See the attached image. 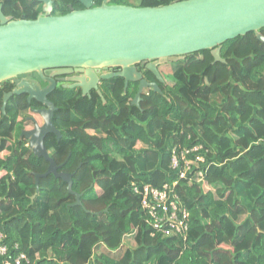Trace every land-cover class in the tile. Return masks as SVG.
I'll return each mask as SVG.
<instances>
[{
  "label": "trees",
  "instance_id": "trees-1",
  "mask_svg": "<svg viewBox=\"0 0 264 264\" xmlns=\"http://www.w3.org/2000/svg\"><path fill=\"white\" fill-rule=\"evenodd\" d=\"M174 1L139 0L138 7ZM52 2L53 16L81 8L76 0ZM0 6L13 20L40 13L32 0ZM220 58L225 64L202 51L172 65L171 86L157 83L162 95L144 90L138 108L131 105L136 90L123 92L121 81L101 90L104 103L96 94L51 99L60 138L47 137L44 147L58 172L72 174L81 207H69L74 196L52 175L36 192L34 175L48 164L18 140L23 109L0 110V154L7 152L0 157V232L10 250L0 264L22 254L23 264H264V45L249 33L223 44ZM196 143L210 150V191L177 180L189 214L187 240L151 238L132 188L174 181L171 148Z\"/></svg>",
  "mask_w": 264,
  "mask_h": 264
},
{
  "label": "water",
  "instance_id": "water-1",
  "mask_svg": "<svg viewBox=\"0 0 264 264\" xmlns=\"http://www.w3.org/2000/svg\"><path fill=\"white\" fill-rule=\"evenodd\" d=\"M41 4L35 20H13L2 14L0 6V84L17 77L36 73L47 86L32 88L25 79L2 99V112L8 100L15 96H27V102L35 101L43 108L37 110L43 120L33 130L21 131L19 139L28 143L35 158L47 164L44 174L34 175L36 192L41 178L52 175L67 185V192L75 202L69 207H81L80 195L71 190L72 174L58 172L57 166L44 147L47 136L56 140L60 132L52 125L57 111L46 98L54 89V82L45 78L44 71L69 69L59 73L69 74L71 69L85 70V77L77 79L82 95L97 90L98 80L118 78L138 83V91L131 105L139 107L144 89L162 95L158 84L163 80L158 72L160 65H175L192 54L210 51L213 63L225 64L220 50L228 41L254 33L264 45V0H180L166 6L132 7L108 5L103 0L93 7L92 0H76L83 10L63 16L52 15V0H34ZM145 64L146 70L156 82L147 83L136 70ZM119 68L117 74L97 77L94 69ZM98 95L101 97L100 92ZM102 102L104 100L101 97Z\"/></svg>",
  "mask_w": 264,
  "mask_h": 264
},
{
  "label": "built area",
  "instance_id": "built-area-1",
  "mask_svg": "<svg viewBox=\"0 0 264 264\" xmlns=\"http://www.w3.org/2000/svg\"><path fill=\"white\" fill-rule=\"evenodd\" d=\"M209 153V148L203 143L192 146L174 145L170 150L169 168L176 179L164 183L161 188L151 185H145L141 190L132 188L134 193L141 196L140 208L145 215L144 222L151 230V238L178 237L183 243L186 242L189 214L176 194L175 187L177 180H186L189 184L198 185L203 194L209 191L206 180L207 168L212 164ZM3 240L4 236L0 232V259L9 257L10 254ZM128 240H131V236H125L123 244ZM24 261L26 257L22 254L14 259L13 264H23Z\"/></svg>",
  "mask_w": 264,
  "mask_h": 264
},
{
  "label": "flooded vegetation",
  "instance_id": "flooded-vegetation-1",
  "mask_svg": "<svg viewBox=\"0 0 264 264\" xmlns=\"http://www.w3.org/2000/svg\"><path fill=\"white\" fill-rule=\"evenodd\" d=\"M32 1H34V0H32ZM97 1H100L99 5H96ZM122 1H125V6H131L129 3L126 2V0H122ZM34 2H36V1H34ZM92 2H93V7H99L102 4L103 0H92ZM113 2H115V0L110 1V3H108V5H116V4H113ZM36 3L39 5L40 11H41V4H39L38 2H36ZM80 7L81 8L79 10H83V7L81 5H80ZM70 8H72V7L69 6V10H70ZM79 10H74V11H79ZM135 68H136L137 72H139L141 74L142 80L146 81L147 83L156 82V80L153 81L151 79V76H153V75L149 71L146 70L145 64H139ZM158 69H159V67H158ZM64 70H69V69H53V70L44 71L45 78L52 80L54 82V89L46 98L51 103H53V101L51 99H54L55 96H60V95H63L64 93H68V92H69L68 96H73L74 98H76V96H79V95L81 97L91 98V96L93 94H96L98 97H100L98 95V91L101 94V90L104 87H113L114 85H117V83L120 81L123 83V92H126L127 89H129V90L135 89L136 93L138 91V83H129L127 85V87H124V81L122 79L111 78V79H109V81L98 80L97 90L91 89L86 95L83 96L82 92L79 88L74 87L72 89H69L68 87L77 85L78 84L77 79L81 78L82 76L85 77V70L83 72H81L78 69H71L70 70L71 73H69V74L59 73V72L64 71ZM120 71L121 70L119 68L100 69V70L94 69L93 70L94 74L97 77H99L100 75H104V74H117ZM158 72H159V74L161 73L159 70H158ZM160 76H161V74H160ZM23 79H25L27 81V83L32 88H34L36 85H39L41 87V89H44L47 86L46 83H43L41 81L40 77L36 73L17 77L15 79H12V80H9V81H6V82H3L0 84V94L2 95V99H3L4 95L13 92L18 87V85L21 83V81ZM85 81L88 82L89 78L85 77ZM61 90H63V91H61ZM144 90H147V89H144ZM143 91H142V93H143ZM142 93H141V95H142ZM2 99H1V106H0L1 111H2ZM100 99H101V97H100ZM132 101H131V103H132ZM6 106H11V107L16 108V109H19V108L23 109L20 111L21 115H20L19 119L17 120L19 123L22 121H24V123H25V124H22L23 129L21 131L33 130L35 125L41 126L43 123V120L40 117V115H38L36 113V111L41 110L43 108V106L41 104H38L37 102H35L33 100L28 103L26 95H22L20 97H15V96L11 97L8 100ZM37 118L40 119V123L37 122ZM49 136H52V135H49ZM49 136H47V137H49ZM18 140L19 141H25L24 139L20 140L19 137H18ZM12 144H14V140L12 141ZM25 146L28 148V143L26 141H25Z\"/></svg>",
  "mask_w": 264,
  "mask_h": 264
},
{
  "label": "rangeland",
  "instance_id": "rangeland-1",
  "mask_svg": "<svg viewBox=\"0 0 264 264\" xmlns=\"http://www.w3.org/2000/svg\"><path fill=\"white\" fill-rule=\"evenodd\" d=\"M127 3H129L132 7H138V4H139V0H126ZM172 65L169 64V65H160L159 66V71L161 72V78L164 82L167 83L168 86H171V72H172ZM37 122L40 123V119L37 118ZM10 144H12V141H10ZM13 145V144H12ZM7 154V152H3L2 154H0L1 158H3L5 155ZM209 191H210V188H209ZM209 191H206L204 194L207 195V193H209ZM125 245L129 248H133L134 245H133V242L132 240H128V241H125Z\"/></svg>",
  "mask_w": 264,
  "mask_h": 264
}]
</instances>
